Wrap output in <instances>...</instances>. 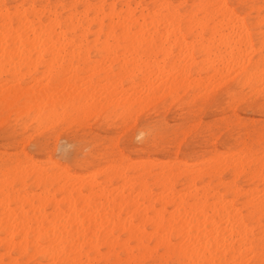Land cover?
<instances>
[{
  "label": "bare ground",
  "instance_id": "bare-ground-1",
  "mask_svg": "<svg viewBox=\"0 0 264 264\" xmlns=\"http://www.w3.org/2000/svg\"><path fill=\"white\" fill-rule=\"evenodd\" d=\"M94 1L95 3L91 0H75L73 3L71 2L72 5H68L69 7L62 8V11L69 12L68 16L66 15L69 22L73 15H76L78 21L80 16L86 18L91 16L92 21L89 23L91 30L84 31L81 37L83 48L79 44L72 45L74 53L70 52L68 55L69 67L65 76L64 88L55 102L68 104L72 101H79L82 95L97 104L104 98L115 99L116 107L120 111L116 112L113 109L114 118H122L124 121H128L134 117L130 116L129 119H124L126 109L135 107L136 115L145 111L159 99L171 98L172 101L176 102L180 91L197 90L200 94L203 88L204 90L205 88L210 89L209 86L212 85L213 80L223 77L222 79L225 81L224 77L227 79L226 76L235 69H238L243 75H247L248 70L254 67L258 71L253 72L255 77L259 73L261 74V60L257 64H253L249 59L250 56L248 57L247 49H250L252 40L241 50L235 40L227 32L221 30L211 33L207 40L203 39L202 31L200 33L201 38L193 42L187 39L191 34L190 30L182 33L179 22L175 19L169 20V17L173 15L169 10L151 7L160 4L173 5L172 0H113L110 4L108 3L110 0ZM188 1L180 0L178 6L187 4ZM235 1L237 4L256 5V8L248 11L251 15L255 14L257 18L260 17L259 5L261 0ZM39 2L40 0H21L19 5H37ZM44 2L49 4L50 0ZM4 3L6 0H0V4ZM194 3L196 5L232 4L230 0H195ZM73 5H83L85 9L78 13L77 9L72 8ZM88 5L109 6L106 17L109 25H111L113 14L127 18L129 30L125 32V38L129 48L126 53L117 56L105 43L100 41L102 35L105 40L108 38V33L103 31L105 17L101 16L99 25L95 22V17L97 13H103L104 9L86 7ZM40 11L44 12L45 10ZM182 11L190 12L191 8ZM51 13L55 16L56 9H52ZM132 28L137 30L131 31ZM92 32L95 39L90 42L89 36ZM19 40V36H14L8 43L17 45ZM49 40L50 38L45 35L43 42L47 44ZM57 40L61 47L65 44L71 45V41H65L62 34H57ZM24 41L29 43L27 35L24 36ZM39 42L41 41L38 37L33 36L32 43ZM6 47L3 24L0 22V134H2L3 127L5 92L11 90V94L15 95L16 91L19 90L18 81L14 87L9 84L4 76V50ZM101 49L104 50L103 55H101ZM252 49L249 51H253ZM93 54L97 61H92ZM63 59L61 57V60ZM73 59L75 63H72ZM92 64L97 65L96 67H99V64L102 66V69L98 68L101 70L97 72H100L101 75L100 81L97 82L96 80V84L92 83V74L97 73H94V65L92 66ZM81 65H91L92 69L87 66L88 72L93 70L91 78L90 73L87 75L88 77L79 75L80 79H85V82L76 75V72L82 68H80ZM114 65H119L117 73L125 75L124 78L126 75H136L135 78H139L138 80L141 82V88L138 84L136 88L134 81L130 85L131 88L128 86L130 89L123 88L118 84V81H115L116 77L111 82V78L113 79L116 73L113 71ZM10 67L13 72L16 71V65L10 64ZM251 70L253 71V69ZM34 71L35 68L33 67ZM24 74L31 76V73ZM203 74L206 78L202 76ZM232 75L234 74L232 73ZM245 78L247 79L246 76ZM86 79H89L87 83ZM218 82L219 80L216 83ZM241 84L243 83L241 82ZM218 85L217 87L220 86ZM48 87L44 75H41L39 79L32 80L28 88L19 91L23 96H39L42 91L47 93ZM217 87L215 89H218ZM149 93H151L150 98ZM159 95L161 97H158ZM149 99L150 102H148ZM141 100L145 101L143 105L139 104ZM255 134L258 137L259 130H256ZM249 136L250 134L248 138ZM246 141L242 144L243 148L246 146ZM258 143L259 140L257 139ZM28 157L35 160L30 156ZM90 158L92 157L90 156ZM126 159L129 161L128 167L113 168L109 165L96 171V173L117 175L116 177L122 180L120 186L117 185V187L112 186V179L106 178V182L98 183L96 175L90 174V177H88L89 175H85L87 177L68 175L67 177L66 168L52 159H48L45 163L36 160L40 164L47 165V167L24 170L18 175L15 172L10 173L11 180L8 187L11 188V184L15 182L18 176L21 178L20 186H22L19 190L12 189L11 191L12 202L19 201V206L11 210L6 206L8 199L4 179L6 170L0 166V173L4 174V180L0 179V250L5 251L0 253V262H4L5 258L9 259L12 253L11 247L5 244L6 237L11 239L13 231L20 233L28 224H34L37 231L43 227L45 234L50 230L56 235L61 232L67 235L68 230H75L76 234L81 237L84 233H88L89 242L92 238L98 237L100 243L103 244L112 238L116 244L126 246L129 243L139 244L144 237L150 240L152 233H144L143 228H151L156 224L164 223L165 220L170 224L180 221L185 227H191L188 222L192 220L198 221L197 228L208 224L212 233H220L222 243L224 234L228 233L230 236L233 227L238 226L244 219L238 214V211L244 209V205H241L239 210L235 207L238 193L234 192L231 187L237 178L234 162L225 159L223 163H219L213 161L212 157H204L198 161L199 163L195 164V162L194 165L184 162L182 164L177 159L158 165L156 164L157 161L154 162L150 157L143 158L138 162L137 160L133 162L134 160L129 157ZM227 171L230 172L229 178L225 176ZM47 173L55 174L50 178ZM30 176H33L34 189L27 185V179ZM181 180L185 184L180 190L177 188V183ZM54 186L57 188L54 189ZM258 187L257 183V194ZM36 190H40V193ZM59 195L62 198L58 199ZM48 208L51 209L50 213ZM248 219L255 224L258 234L260 230L258 202L254 220L251 217ZM136 221L138 223H134ZM5 229L8 231L6 232ZM113 233L116 234L115 237L112 236ZM212 239L215 240L214 235ZM37 256L50 259L44 255L38 254ZM12 258H10L11 261ZM255 259H259L258 250ZM7 261L8 264H11L9 260Z\"/></svg>",
  "mask_w": 264,
  "mask_h": 264
},
{
  "label": "snow or ice",
  "instance_id": "snow-or-ice-1",
  "mask_svg": "<svg viewBox=\"0 0 264 264\" xmlns=\"http://www.w3.org/2000/svg\"><path fill=\"white\" fill-rule=\"evenodd\" d=\"M67 7V5L36 4L13 7L7 3L0 4V22L3 24L7 44L4 50L5 79L14 87L18 81V89L23 90L31 85L32 80L44 75L49 85L47 93L42 91L39 96H23L19 90L15 95L11 94V90L5 92L2 132L6 144L15 145L11 155L8 149L5 150L4 158L5 191L8 193L6 206L10 210L19 206V201L13 203L11 200V191L19 188V184L13 182L11 188L8 187L11 180L10 173L15 172L18 175L24 170L47 167L30 159L25 149L38 146L40 150L51 151L52 141L56 137L64 133L70 134L77 125L92 118L110 120L114 115L113 109L116 112L120 111L116 107L115 99L108 100V98L102 99L98 104L89 101L84 95L79 101L68 104L55 102L64 88L69 67L68 55L70 52L74 53L72 45L79 44L83 48L81 37L84 31L91 30L89 28L91 16L87 18L80 16L78 21L76 15H73L69 22L65 15L59 13V9ZM80 7L72 6L77 10ZM86 7L104 9L103 13H97L95 17L97 25L101 23V16L105 17L103 31L108 33V38L105 40L102 35L100 41L117 56L126 53L129 48L125 38V32L129 30L127 18L113 14L111 25H109L106 19L109 6L88 5ZM151 7L169 10L173 14L169 20H177L182 33L190 30L191 34L187 39L193 42L201 38L202 31L203 39L207 40L211 33L223 30L243 50L257 31L256 20L248 11L257 7L254 4L221 3L179 6L160 4ZM53 8L56 9L55 16L51 13ZM189 8H191L190 12L182 11ZM259 8L258 31L261 58L259 136L255 134L254 126L242 118L243 111H252L256 107L255 96L250 94L252 93L250 80L243 91L233 93L230 98V103L236 108L234 113L228 114L224 121L209 130H205L202 124L197 125V121L194 120L192 121L193 131L190 133L206 141L200 145V149L210 154L213 161L223 163L227 159L235 163L237 178L231 187L238 193L235 207L239 210L240 206L244 205V209L238 211L244 219L238 226L233 227L231 235L225 233L221 243L220 233H212L208 224L197 228L198 221L192 220L188 222L191 227H185L180 221L170 224L165 220L162 224L143 228L144 233H152L150 240L144 237L139 244L129 243L122 246L116 244L112 238L103 244L98 237L92 238L89 242L88 233H84L81 237L75 230H68L67 235L63 232L56 235L50 230L45 234L43 227L37 231L34 224H28L20 233L13 231L11 239L7 237L5 239V244L11 247L12 254L16 257L11 264H264V0H261ZM41 9L45 11L41 12ZM136 30L131 29V31ZM58 33L64 36L65 41H71V45L65 44L61 47L57 40ZM25 35L29 43H25ZM45 35L50 38L47 44L43 42ZM14 36L20 37L17 45L8 43ZM33 36H37L41 42L33 44ZM103 54L104 50L101 49V55ZM61 57L64 59L61 60ZM72 63H75L74 59ZM10 64L17 66L15 72ZM118 68L119 65H114L113 71H117ZM24 73H31V76ZM226 90L232 92L230 87ZM150 97L151 93H149ZM144 102L141 100L139 104L143 105ZM207 102L218 104L219 96H209ZM199 106V103L195 105L197 108ZM135 111V107L126 109L124 119L134 117ZM237 127H246L250 132L246 146L239 151L229 152L227 156L223 154L218 156L220 148L214 147L213 141L217 136L227 135ZM145 137L144 147L147 151L161 147L176 151L177 145L183 149L186 142L185 137L162 136L156 128L151 126L145 132ZM56 147L59 148L58 140ZM127 151V144L116 137L106 150L101 148L98 153L93 154L92 158H69L65 161L69 165L65 171L72 176L80 168L91 170L97 167L104 168L106 165H111L113 168H125L129 165L126 159ZM97 160L101 161L99 165ZM257 202L260 216L258 234L255 224L248 219L251 217L254 220ZM5 231L8 230L5 229ZM115 235V233L112 234L113 237ZM213 235L215 240L212 239ZM13 245L15 247H12ZM257 250L259 251L258 260L255 259ZM38 254L50 259L43 261L35 258ZM0 264H8V262L4 261Z\"/></svg>",
  "mask_w": 264,
  "mask_h": 264
},
{
  "label": "rangeland",
  "instance_id": "rangeland-1",
  "mask_svg": "<svg viewBox=\"0 0 264 264\" xmlns=\"http://www.w3.org/2000/svg\"><path fill=\"white\" fill-rule=\"evenodd\" d=\"M44 1L45 0H42V1L40 0V2L37 5L55 6V5L62 4V5L70 6L72 5L71 2L73 3L75 0L73 1L72 0H50L49 4H47ZM91 1L95 3L94 0H91ZM112 1L113 0H110L108 3L110 4L112 3ZM20 2L21 0H6V3L13 7L19 5ZM179 2L180 0H172L173 5H178ZM194 2L195 0H189L188 3L184 5H192V4L196 5ZM230 2L232 4H237L235 0H230ZM79 6L81 7L79 8V10H77L78 13L83 12V9H85L84 6L83 5H79ZM132 6L134 7V5ZM183 10H186V9H183ZM59 13L65 15L66 17V15L68 16L69 12L62 11V8H61L59 9ZM251 16L256 20V27L258 29L259 27L258 19L259 18H257V15L255 14H252ZM94 39H95V36L93 35V32H92L89 36V41L93 42L92 40ZM259 45H260V33L257 30L254 34V38L252 39V45L250 46V49H249L251 50L252 48H254L252 49L253 51H249L247 49L249 54L246 51V53L248 54V57L250 56L249 59L252 61L253 64H257L261 60ZM254 50L256 52L258 50V52L256 53ZM92 61L93 62L97 61L94 54L92 55ZM93 65L94 64H92V66ZM87 66L90 69H92L91 65H81L80 68L81 67L82 68L76 72V75H78V77L79 75L80 76L85 75L86 77H88L87 75H89L90 73V78H91V74H92L91 72H93V70L95 73L102 69V66L100 64L98 65L99 67H96L97 65H94V69L88 72L89 68ZM85 67L87 68L85 69ZM98 68H101V69L99 70ZM251 69H253V71ZM251 69L248 70L249 73L247 75H243L241 72H239L238 69H235L233 72L229 74L230 76L229 75L226 76L229 79L228 78L226 79L224 77L225 81H223L222 79L223 77H221V79L219 78V79L213 80L211 83L212 85L209 86L211 90L209 89L210 90L209 91L208 88H205V90L206 89L208 90V91L206 90L207 92L204 90V88L200 91V94L197 90L196 91L189 90L188 92L180 91L179 98L176 100V102L172 101L171 98H165L161 100L159 99L157 100V102L155 101L154 104L146 108L145 111L147 113H144L145 111L139 112L134 116V118L128 121H124L122 118H116V117L114 118V115L112 116L110 120L102 119V121H100V119H95V118L87 120L84 123L77 125L74 128L75 130L73 129L70 134L64 133L62 136H58L55 139H53L51 151L40 150L38 146H34V147H31L25 150L27 151L28 156H30L31 158H34L35 160H38L40 163H45L48 161V159H52L54 162L59 163L62 167L67 169L69 165L65 163V161H67L69 158L75 159L79 156H80L79 158H90V156L93 157L94 153H98L101 148H104L106 150L108 145H110L113 142V139L116 137H119L128 146L126 157H129L132 160H134L133 162H136V160L138 162L139 160L140 161L143 160V158L150 157L154 162L157 161L156 164L158 165L159 164L161 165L163 162L168 163L175 159H177L181 163L184 162V163H189L190 165L191 164L194 165V163L196 162L195 164H197L199 163L198 161L200 159L204 157L211 158L212 156L210 154H207L204 150L200 149V145L206 142L203 138L194 137L190 135V133L193 131L192 121L196 120L197 125L202 124L205 130H209L213 128L214 126H218L219 122L224 121L227 118L228 114L234 113L236 111V108L233 107L232 104L230 103V98L233 95V93L237 91H243L245 87L244 84L246 85L248 83L247 80L248 81L250 80L252 83L251 86L254 91L252 90V93L250 94H254L255 96L256 107L252 111H247V110L243 111L242 118L245 119L249 124L253 125L255 131L258 130V125L261 119L260 111H259L261 74L259 73V75L258 76L256 75L257 77H255L253 72L256 71V69L254 67H252ZM82 71H85V72L82 73ZM250 71L251 73H253L252 75ZM115 72H116L114 74L115 76L113 77V79L111 78V82H113L114 78L116 77L117 79L115 78L116 79L115 81L116 82L118 81L119 82L118 84H120V86L123 88L127 87L126 89H130L131 88L130 85L133 84V81L134 83H136V88H137V84L139 85V87L141 86L140 84L141 82L138 80L139 78H135L136 75H132V76L126 75V77L124 78L125 75L124 76L119 75L117 71ZM232 73L234 75H232ZM100 75H101L100 72L95 73V75L92 74V83L96 84L98 81H100L99 79ZM202 76L204 77V74ZM245 76L247 77V79L245 78L246 80L244 79ZM89 79L88 80L86 79V83L89 81ZM83 80L82 81L85 82V79ZM216 80L217 81L219 80V82L216 83L217 82ZM241 82L243 84H241ZM215 85L216 87L217 85L219 86L217 87L218 89H215L216 88ZM86 87H83V88L85 89ZM139 87H138V90L141 88ZM229 87L232 89V92H228L226 90ZM194 95H196L195 98H193ZM209 96L211 97L219 96L218 104L208 103L207 101H208ZM158 97H161V96L159 95ZM197 103H199L200 105L198 108L195 107ZM197 117H198V120H197ZM149 126L156 128L158 132L162 134V136L167 135L170 138L175 137V136H181V137L184 136L186 138L184 148L181 149L179 145H177L176 151H170L169 149L164 148V147L155 149L153 151H147L144 147L146 143L145 132L147 131ZM249 134L250 132L248 128L237 127L233 131L229 132L227 135L221 134L220 136H217L216 139L213 141V146L214 147L218 146L220 148V153H217V155L223 154L224 156H227V154H229V152L231 151L241 150L243 148L242 144L244 143V141L248 139ZM2 135H3V132L2 134H0V166L4 168L5 150L8 149L9 155H11L12 154L11 150L14 148L15 145L12 143L6 144L4 136ZM57 140L59 141L58 149L56 147ZM100 163L101 161L97 160V164L99 165ZM107 166L109 165H106L105 167ZM100 169H104V168L97 167L91 170H89L88 168H80V170L79 169L76 170L72 176H78V175L88 176L89 175L88 177H90V174L96 175V181L98 183H104L107 181V179L108 180L112 179L113 187L115 186L117 187V185L120 186V183L122 182V180L118 179V177H116L117 175L114 176L113 173H96V171H99ZM229 173H230L229 171L225 173V176L227 178L230 177ZM47 174H48V177L51 178V176L53 177V174L55 173H47ZM131 174L133 175L134 173H131ZM3 175H4L3 173H0V179L1 178L3 179L4 177ZM66 176L68 177V174ZM32 181H33V176H30L27 179V185L28 187L34 189ZM15 183H18L19 186L21 185L20 176L16 177ZM184 184L185 183L183 180L179 181L177 183V188L181 190ZM21 187L22 186H20L19 188L15 190H19ZM56 188L57 187L54 186V189ZM36 192L40 193V190H36ZM58 197H59L58 199L62 198L60 195ZM48 212L50 213L51 209L48 208ZM1 252L4 253L5 251L0 250V253ZM10 258L14 260L15 256L11 253ZM10 258L9 259L5 258L4 261L9 260V262H11ZM35 258H38L43 261H47V259L42 256H36ZM86 258L87 257H85V259Z\"/></svg>",
  "mask_w": 264,
  "mask_h": 264
}]
</instances>
